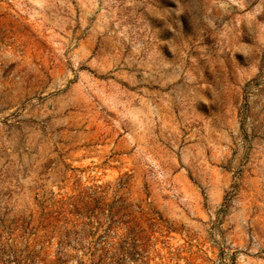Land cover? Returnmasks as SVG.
Here are the masks:
<instances>
[{
	"label": "rangeland",
	"instance_id": "obj_1",
	"mask_svg": "<svg viewBox=\"0 0 264 264\" xmlns=\"http://www.w3.org/2000/svg\"><path fill=\"white\" fill-rule=\"evenodd\" d=\"M0 264H264V0H0Z\"/></svg>",
	"mask_w": 264,
	"mask_h": 264
}]
</instances>
